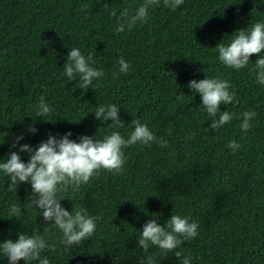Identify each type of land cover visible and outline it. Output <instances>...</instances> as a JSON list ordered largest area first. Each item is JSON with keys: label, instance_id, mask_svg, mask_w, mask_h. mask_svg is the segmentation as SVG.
<instances>
[{"label": "trees", "instance_id": "1", "mask_svg": "<svg viewBox=\"0 0 264 264\" xmlns=\"http://www.w3.org/2000/svg\"><path fill=\"white\" fill-rule=\"evenodd\" d=\"M142 2L0 0V163L12 151L27 163L30 154L20 146L36 149L50 134L59 139L71 132L69 139L79 143L82 136L103 140L118 131L127 139L133 120L168 144L125 148L121 173L102 170L79 190L64 193L65 210L84 208L97 223L93 237L70 250L31 205V185L9 191L10 180L0 172V243L15 241L21 232L38 233L55 245L42 253L50 264H141L147 254L137 239L144 225L178 214L199 224L198 236L175 250L190 256L191 264H264V85L253 71L264 52L237 71L221 64L215 48L264 22V0H184L175 11L161 0L148 10L147 23L117 33L120 12ZM113 9L116 16L109 14ZM72 48L94 53V66L104 71L87 90L79 88L78 75H63ZM121 57L131 67L114 79ZM207 77L228 80L235 93L220 111L237 118L218 130L210 127L201 95L189 87ZM42 97L52 109L49 122L36 114ZM111 103L123 127L96 119V109ZM245 111L257 113L246 133L239 127ZM229 140L240 148L233 152ZM13 203L21 208L18 217L8 216ZM175 251L156 255V264H181ZM0 264H9L2 252Z\"/></svg>", "mask_w": 264, "mask_h": 264}, {"label": "clouds", "instance_id": "2", "mask_svg": "<svg viewBox=\"0 0 264 264\" xmlns=\"http://www.w3.org/2000/svg\"><path fill=\"white\" fill-rule=\"evenodd\" d=\"M160 2L161 0H143L135 10L132 9V5L125 7L117 18L116 32H124L125 28L131 30L138 23H147L148 10L159 6ZM183 3L184 0H163V5L173 11ZM104 7L107 9L108 5L105 4ZM109 14L116 16V10H111ZM215 48L221 64L237 71L245 68L252 55H260L264 52V22H256L247 30L240 29L228 45L220 43ZM118 63L119 71L113 73L114 79L119 73L127 74L131 67L130 63L122 57ZM95 64L94 53L90 52L85 56L79 48H72L67 62L63 65V75L70 80H74L78 75L79 88L87 90L92 86L93 81H98L104 76V71L97 69ZM253 71L256 72V81L264 85V55L255 61ZM189 87L194 93L201 95L202 105L207 115L212 118L211 129L218 130L237 118L233 113L220 111L221 104H231L235 99V93L229 91L231 84L228 80L207 77L199 81H190ZM51 111L52 109L42 97L38 104L37 116L48 121L46 117ZM94 114L98 120H111L113 127L124 125L116 103L107 106L101 104ZM256 115L254 111H245L241 114L239 125L241 132L246 133L251 128L250 121ZM132 124L134 130L128 134L127 139L118 131L111 132L103 140L82 136L79 143L69 139L71 132L59 139L50 134L48 140L42 142L36 149L28 144L20 146V152L30 154L27 163L23 162L15 151L10 152V158L6 162L0 163V172H3L10 180L9 191L17 190L18 184L21 183L31 185V205L41 210L40 214L45 223H51L59 230L62 234L60 243L66 250H70L73 246H80L91 239L96 231L97 223L96 218L89 215L84 208L72 207L71 211L65 210L61 205V201L66 199L64 193L69 188L73 191L79 190L93 177L98 178L102 170L113 174L121 173L126 162L123 151L125 148L138 143L141 145L158 143L161 147H168L167 141L163 138L158 140L147 124H141L138 120H133ZM30 131L35 133L36 129L32 127ZM23 138V134L17 136L12 147H16ZM227 147L235 152L240 148V144L229 140ZM20 214V206L13 203L8 209V216L18 217ZM198 234V222H190L187 217L172 214L163 224L156 219L147 222L137 242L147 254L146 264H156V255L166 257L169 252L193 240ZM151 247L158 248L160 252L152 254ZM54 248L55 245H50L44 236L38 233L29 236L21 232L15 241L8 239L0 243V252L8 258L9 264H18L21 260L25 264H33V262L50 264L48 257L43 256L42 253ZM175 257L181 264H191V257L184 256L181 251H175ZM145 261H141V264H145Z\"/></svg>", "mask_w": 264, "mask_h": 264}]
</instances>
